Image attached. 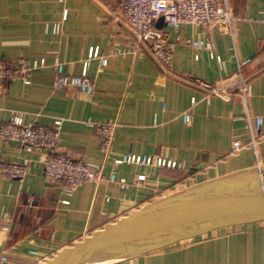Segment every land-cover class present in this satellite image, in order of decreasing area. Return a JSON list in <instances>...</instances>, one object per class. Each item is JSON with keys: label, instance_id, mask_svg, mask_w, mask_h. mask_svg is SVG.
I'll list each match as a JSON object with an SVG mask.
<instances>
[{"label": "crops", "instance_id": "crops-1", "mask_svg": "<svg viewBox=\"0 0 264 264\" xmlns=\"http://www.w3.org/2000/svg\"><path fill=\"white\" fill-rule=\"evenodd\" d=\"M122 0H0V58L45 57L47 65L34 71L30 83H7L0 98V126L14 113L25 123L50 127L61 119V139L54 149L28 151L18 141L0 140V162L29 159L24 180L0 178V224L12 214L9 239L0 238L3 264H40L108 223L174 191L243 169L264 166V137L259 161L250 148L231 154L233 141H248L245 109L237 95L231 100L212 96L188 82L201 79L236 91L235 51L225 25L213 28L183 25L175 30L160 23L175 43L170 71L147 53L110 56L126 49L129 31L114 19ZM237 17V51L250 59V109L264 116V0H230ZM67 13L66 19L63 15ZM53 33L46 23L61 21ZM211 40L214 52L193 49L188 40ZM109 55L106 66L91 59L87 74L94 92L59 91L53 85L55 56L65 73L80 75L92 48ZM198 55V58H195ZM196 103L192 105L191 99ZM194 114L191 123L181 118ZM98 121L118 125L109 153L101 150V137L87 124ZM264 132V125H263ZM63 152L100 168L105 180L87 181L72 195L44 176V159ZM124 154L148 155L181 161L183 169L122 163ZM132 181L145 174L141 187L121 189L109 180ZM32 196L31 204L28 197ZM68 199L69 204L62 201ZM16 243V249L9 246ZM35 250L36 254L30 253ZM106 264H264V221L222 228L205 236Z\"/></svg>", "mask_w": 264, "mask_h": 264}, {"label": "built area", "instance_id": "built-area-1", "mask_svg": "<svg viewBox=\"0 0 264 264\" xmlns=\"http://www.w3.org/2000/svg\"><path fill=\"white\" fill-rule=\"evenodd\" d=\"M67 13L63 15L65 20ZM114 19L121 22L129 31L126 40V49L115 48L110 56H119L125 52L137 56L140 53L149 54L159 66L170 71L173 62V49L175 43L169 38L160 23L175 30L183 25H191L203 28H213L219 23L225 25L226 31L231 37L236 60L237 87L236 91H228L223 86H216L207 81L195 78L188 80L189 83L196 85L205 91V99L209 102L212 96L221 97L224 100H231L237 95L243 104L245 113L244 120L248 131V141H233L231 154H237L242 149L250 148L254 151L259 161V149L264 137L263 125L264 116L254 114L250 109L251 87L250 79L244 69L250 59H242L237 51L236 22L237 17L233 14L230 0H122L118 10L114 11ZM61 21L46 23L47 28H52L53 33L61 31ZM1 36V34H0ZM187 44L193 49L204 48L209 51L213 58L221 62L219 56L214 52V43L211 40L199 39L188 40ZM109 55H100L99 48H92L85 62V66L80 75H70L65 73L64 63L58 56L53 59L54 77L53 85L59 91H77L81 94L90 96L94 92V84L87 74V67L91 59H99L102 66L108 63ZM198 58V55H195ZM47 65L45 57L34 59H6L0 58V98L2 97L7 83L20 80L25 84L30 83L31 74ZM192 105L196 103L195 97L191 99ZM194 114L184 111L181 118L184 123L189 124L193 120ZM61 119L54 120L50 127L25 123L19 113H14L8 122L0 126V140L18 141L25 145L28 151L34 147H46L54 149L58 146L61 139ZM101 137L100 147L105 153H109L117 127L116 122L105 123L98 121H87ZM115 165L130 163L136 165H147L166 167L169 169H183L181 161L166 159L162 157H151L148 155L124 154L114 159ZM29 159L16 162H0V178L24 180L28 172ZM44 176L52 184L61 186L67 195L72 193L84 182L92 181L97 184L105 180L104 172L100 168L89 166L81 158H74L66 153H51L44 159ZM145 174H138L132 181L124 178H117L115 172L109 176V180L117 183L121 189L143 186L146 180ZM33 197H28L31 204ZM69 204V200L62 201ZM12 226V214L7 215L0 224V238L9 239ZM10 250L16 249V243L9 246ZM35 255V250H30ZM7 251L4 250L0 256V264L7 261Z\"/></svg>", "mask_w": 264, "mask_h": 264}, {"label": "water", "instance_id": "water-1", "mask_svg": "<svg viewBox=\"0 0 264 264\" xmlns=\"http://www.w3.org/2000/svg\"><path fill=\"white\" fill-rule=\"evenodd\" d=\"M264 221V166L195 183L156 199L58 250L40 264L119 260Z\"/></svg>", "mask_w": 264, "mask_h": 264}, {"label": "bare ground", "instance_id": "bare-ground-1", "mask_svg": "<svg viewBox=\"0 0 264 264\" xmlns=\"http://www.w3.org/2000/svg\"><path fill=\"white\" fill-rule=\"evenodd\" d=\"M110 261H105V262H99V263H94V264H106L109 263Z\"/></svg>", "mask_w": 264, "mask_h": 264}]
</instances>
